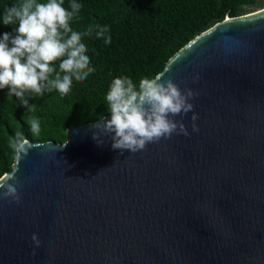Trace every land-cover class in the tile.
<instances>
[{
	"label": "water",
	"instance_id": "obj_1",
	"mask_svg": "<svg viewBox=\"0 0 264 264\" xmlns=\"http://www.w3.org/2000/svg\"><path fill=\"white\" fill-rule=\"evenodd\" d=\"M160 74L194 93L172 117L187 135L121 152L95 127L109 114L28 140L0 178L20 196L0 195V264H264V9L225 16Z\"/></svg>",
	"mask_w": 264,
	"mask_h": 264
},
{
	"label": "trees",
	"instance_id": "obj_2",
	"mask_svg": "<svg viewBox=\"0 0 264 264\" xmlns=\"http://www.w3.org/2000/svg\"><path fill=\"white\" fill-rule=\"evenodd\" d=\"M263 1L75 0L82 8L70 26L80 33L93 28L91 35L82 36L81 42L95 71L83 82L73 79L70 92L63 97L55 89L38 97L26 93L28 105H36L34 111H29L14 94L8 96V88L0 89V178L13 169L16 154L9 140L16 131H22L31 142L63 143L68 128L111 114L106 96L115 78L127 76L138 87L142 78L160 74L168 60L196 35L225 16L242 15ZM19 3L21 0H0V38L5 32L16 34L18 23L5 25L3 16L7 8ZM71 3L72 0H64L62 6L70 11ZM95 25L109 27L110 44L96 37ZM59 62H53L56 71ZM31 118L40 121L38 136L27 123Z\"/></svg>",
	"mask_w": 264,
	"mask_h": 264
},
{
	"label": "clouds",
	"instance_id": "obj_3",
	"mask_svg": "<svg viewBox=\"0 0 264 264\" xmlns=\"http://www.w3.org/2000/svg\"><path fill=\"white\" fill-rule=\"evenodd\" d=\"M63 4L64 0H21L7 8L3 16L5 25L18 23V27L15 35L5 32L0 38V89L8 88V96L14 94L29 111H34L36 105H28L26 93L38 97L55 89L63 97L70 92L73 79L83 82L95 71L81 42L82 36L91 35L93 28L90 26L84 33L74 31L70 21L82 5L72 0L69 11ZM95 29L97 38H103L105 44L111 43L107 25H95ZM56 61H60L59 71L53 66ZM162 76L142 78L138 87L127 76L113 80L106 96L111 118L95 125L111 134L113 149L136 153L149 143L170 138L173 133L187 135L184 124L172 117L192 111L189 100L194 93L181 90L170 78L162 80ZM192 119H196L195 114ZM27 123L38 136L40 121L31 118ZM93 139L103 143L99 132L93 133ZM9 144L17 159L26 156L32 147L22 131H16ZM13 180L15 173L0 181V188L6 189L0 195L18 202L20 196L11 183ZM32 239L39 245L36 234Z\"/></svg>",
	"mask_w": 264,
	"mask_h": 264
},
{
	"label": "rangeland",
	"instance_id": "obj_4",
	"mask_svg": "<svg viewBox=\"0 0 264 264\" xmlns=\"http://www.w3.org/2000/svg\"><path fill=\"white\" fill-rule=\"evenodd\" d=\"M264 9V1L260 6L254 7V8H248L245 10V12L243 14H248V13H253V12H257L259 10Z\"/></svg>",
	"mask_w": 264,
	"mask_h": 264
}]
</instances>
